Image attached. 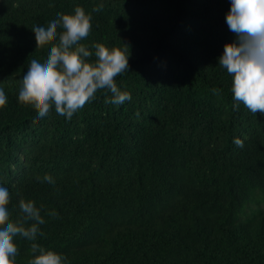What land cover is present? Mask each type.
<instances>
[{
    "label": "trees",
    "instance_id": "16d2710c",
    "mask_svg": "<svg viewBox=\"0 0 264 264\" xmlns=\"http://www.w3.org/2000/svg\"><path fill=\"white\" fill-rule=\"evenodd\" d=\"M77 6L92 18L81 41L91 62L95 44L128 48V72L115 83L131 100L106 104L104 89L70 120L53 108L33 123L18 95L30 61L43 62L50 46L36 49L32 29ZM230 7L0 0V186L9 190L10 221L22 219L21 199L45 221L34 241L14 238L16 264L34 258L32 243L64 264H264V114L233 99L219 65L225 45L237 42Z\"/></svg>",
    "mask_w": 264,
    "mask_h": 264
},
{
    "label": "clouds",
    "instance_id": "9594fccd",
    "mask_svg": "<svg viewBox=\"0 0 264 264\" xmlns=\"http://www.w3.org/2000/svg\"><path fill=\"white\" fill-rule=\"evenodd\" d=\"M102 7L93 11H100ZM57 15L58 19L52 20L46 28L35 26L32 29L36 49L50 46L43 62L30 61L18 95L20 104L35 111L37 120L33 123L47 116L53 108L58 115L70 120L104 89L112 94L111 98L105 99L106 104L122 105L130 101L131 95L122 92L115 83L116 77L128 72V48L108 49L95 44L96 59L91 62L88 58L93 53L81 43L91 33V15L79 6L74 15ZM226 22L237 42L225 45L219 65L231 77L233 99L254 115L264 114V0H231ZM58 28L62 29L59 34ZM213 92L217 90L213 89ZM6 103L5 92L0 89V108ZM234 143L243 147L240 139H235ZM43 179L49 184L54 183L50 176ZM9 202V190L0 186V264H16L18 248L14 238L20 236L34 241L39 232L38 225L45 223L34 202L23 199L19 202L22 219L10 221ZM26 221L33 223L26 227ZM31 252L35 255L29 264H64L66 259L53 251H45L36 243L31 244Z\"/></svg>",
    "mask_w": 264,
    "mask_h": 264
}]
</instances>
